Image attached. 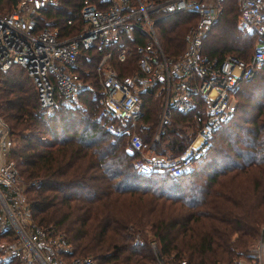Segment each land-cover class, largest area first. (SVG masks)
<instances>
[{"label":"trees","instance_id":"obj_1","mask_svg":"<svg viewBox=\"0 0 264 264\" xmlns=\"http://www.w3.org/2000/svg\"><path fill=\"white\" fill-rule=\"evenodd\" d=\"M80 1L42 6L37 26L57 28L60 36L74 33ZM223 1L201 51L208 56L231 52L246 59L255 34L235 23L237 1ZM14 2L0 0V11ZM186 15L192 17L182 11L158 20L166 54L182 48ZM81 54L88 55L87 68L92 63L89 74L97 89L93 66L100 53L82 49ZM135 56L129 48L125 60L113 61L117 72L134 70ZM96 91L82 89L72 104L57 101L43 107L22 66L11 63L0 69V117L11 139L8 155L24 184L32 220L62 228L73 253L90 256L96 264H150L151 239L163 264L250 261L254 238L264 236V59L234 89L230 119L215 129L190 168L176 175L138 171L136 153L128 152L124 137L109 133L98 117V102L91 98ZM141 97L142 140L156 152L176 154L194 134V117L171 112L161 140L151 141L159 97L150 88Z\"/></svg>","mask_w":264,"mask_h":264},{"label":"built area","instance_id":"obj_2","mask_svg":"<svg viewBox=\"0 0 264 264\" xmlns=\"http://www.w3.org/2000/svg\"><path fill=\"white\" fill-rule=\"evenodd\" d=\"M56 1L15 0L9 10L0 11V69L11 63L22 66L43 107L57 101L72 104L80 90H97L98 117L109 133L124 137L125 149L136 153L134 164L142 173L167 170L176 175L189 169L215 129L232 116L234 89L264 59V0H236L237 23L255 34L246 59L231 52L208 56L201 51L203 36L222 0H81L75 10L80 23L66 36H60L57 28L36 24L39 9ZM182 11L191 12L192 20L182 34V48L169 55L158 38V20ZM66 22L71 23L70 18ZM129 48L136 54L135 68L119 74L113 61L125 60ZM82 49L100 53L93 66L97 89L80 75L81 63L88 60ZM144 88L159 97L151 141L159 140L171 112L194 117L193 136L174 155L148 151L141 138ZM10 144L7 125L0 117V261L96 264L90 256L73 255L70 243L54 226L27 218L30 210L24 184L12 161L4 158ZM150 247L157 250L154 242ZM253 252L245 264H264L260 237Z\"/></svg>","mask_w":264,"mask_h":264},{"label":"rangeland","instance_id":"obj_3","mask_svg":"<svg viewBox=\"0 0 264 264\" xmlns=\"http://www.w3.org/2000/svg\"><path fill=\"white\" fill-rule=\"evenodd\" d=\"M225 1H223V3L221 4V6L223 5V4H225L224 3ZM3 4H6V2L5 3H3ZM13 4H7V6L8 7H11ZM3 6V5H2ZM6 6V5H5ZM221 8V7H220ZM9 9V8H8ZM184 21L186 20V22L188 23L189 21H191L192 20V17L191 16H187L186 15V17L183 19ZM182 20V21H183ZM237 21H235V23H236ZM185 24V23H184ZM239 27H241V28H243L244 30H248V28H247V26H245V25H241L240 23L238 24V23H236ZM159 27H160V25H159ZM158 26H157V33H158ZM184 30H185V28H184ZM183 30V31H184ZM250 30V29H249ZM160 36H159V33H158V38H159ZM159 41H160V38H159ZM253 44H254V40L252 39V42L251 43H249V45H248V49L250 48V50L252 49V47H253ZM86 63L87 62H84V63H81L82 64V66L79 68V70H82V73H83V78L87 81V82H89L90 84L92 83V78L90 77L91 76V74H89L91 71H90V66L92 65V63L91 62H88L89 64H90V66L87 68V65H86ZM85 70V71H84ZM94 88H95V86H94V82H93V84H91ZM95 92H93V94L92 95H94L93 97H91V98H93V101H95ZM159 109V108H158ZM157 112H158V110H157ZM156 116H157V113H156ZM143 119V118H142ZM144 121V120H143ZM155 121H156V118H155ZM154 124H155V122H154ZM154 124H153V126H154ZM153 126H152V128H153ZM190 127V125L188 126V127H186L185 129H187V131L189 130L188 128ZM195 132V131H194ZM161 138V137H160ZM159 138V140H161ZM158 141V140H157ZM145 143H146V141H144ZM211 142V139H210V141H209V143ZM187 143V142H186ZM185 143V144H186ZM208 143V144H209ZM157 145H163V142L161 141V142H158L157 143ZM184 147V146H183ZM147 149H148V151H154V152H156L155 150H153V149H150V148H148L147 147ZM181 151V150H180ZM203 151V150H202ZM5 156H4V158H9V155H8V152L6 153V154H4ZM10 159V158H9ZM195 159V158H194ZM18 178H19V176H18ZM202 178V176H200L197 180H195L196 182H198L200 179ZM19 180H21L20 178H19ZM27 218L30 220V221H34V220H32V218H31V215H28L27 216ZM41 225H43V224H41ZM55 230H58L61 234H63L64 235V232H63V229L62 228H56ZM260 236V235H259ZM259 236H257L256 238H254V240H253V247L252 248H255L256 247V244H257V242L259 241ZM65 237V236H64ZM260 240H262L263 241V243H264V236H260ZM151 242H154L155 243V240L154 239H151V240H149V247H150V243ZM70 243V245H71V248H72V254L73 255H75L74 253H73V246H72V244H71V242H69ZM156 244V243H155ZM153 250H155L156 251V254H157V252H158V250H156V247H150L149 248V253H150V256H151V258H152V260H151V262H150V264H163L162 263V261H160L159 259H158V257H155V253L153 252ZM90 255V254H89ZM241 262L243 263V264H245L246 262H243V260H241Z\"/></svg>","mask_w":264,"mask_h":264},{"label":"bare ground","instance_id":"obj_4","mask_svg":"<svg viewBox=\"0 0 264 264\" xmlns=\"http://www.w3.org/2000/svg\"><path fill=\"white\" fill-rule=\"evenodd\" d=\"M196 141H197V138H195V139L193 140V143L196 142Z\"/></svg>","mask_w":264,"mask_h":264}]
</instances>
